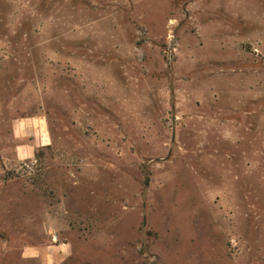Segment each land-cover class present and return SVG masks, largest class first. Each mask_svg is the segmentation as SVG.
Listing matches in <instances>:
<instances>
[{"label": "rangeland", "instance_id": "1", "mask_svg": "<svg viewBox=\"0 0 264 264\" xmlns=\"http://www.w3.org/2000/svg\"><path fill=\"white\" fill-rule=\"evenodd\" d=\"M0 264H264V0H0Z\"/></svg>", "mask_w": 264, "mask_h": 264}, {"label": "crops", "instance_id": "2", "mask_svg": "<svg viewBox=\"0 0 264 264\" xmlns=\"http://www.w3.org/2000/svg\"><path fill=\"white\" fill-rule=\"evenodd\" d=\"M42 140H43V141H42ZM40 142H45V143L47 144L48 141H47V138H46L45 136H42ZM45 143H44V144H45ZM40 144H43V143H40Z\"/></svg>", "mask_w": 264, "mask_h": 264}]
</instances>
